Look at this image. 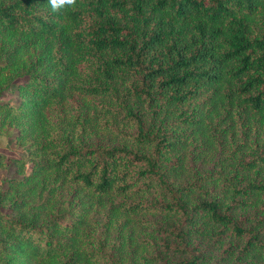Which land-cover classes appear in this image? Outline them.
<instances>
[{"label": "trees", "instance_id": "obj_1", "mask_svg": "<svg viewBox=\"0 0 264 264\" xmlns=\"http://www.w3.org/2000/svg\"><path fill=\"white\" fill-rule=\"evenodd\" d=\"M1 134L0 264H264V0H0Z\"/></svg>", "mask_w": 264, "mask_h": 264}, {"label": "rangeland", "instance_id": "obj_2", "mask_svg": "<svg viewBox=\"0 0 264 264\" xmlns=\"http://www.w3.org/2000/svg\"><path fill=\"white\" fill-rule=\"evenodd\" d=\"M3 98L18 100V94L16 91H6ZM26 151L25 147L16 146L12 136L0 135V187L5 184L7 178L18 174L13 159Z\"/></svg>", "mask_w": 264, "mask_h": 264}, {"label": "clouds", "instance_id": "obj_3", "mask_svg": "<svg viewBox=\"0 0 264 264\" xmlns=\"http://www.w3.org/2000/svg\"><path fill=\"white\" fill-rule=\"evenodd\" d=\"M48 3L53 12H57L61 9L74 8L77 4V0H48Z\"/></svg>", "mask_w": 264, "mask_h": 264}]
</instances>
